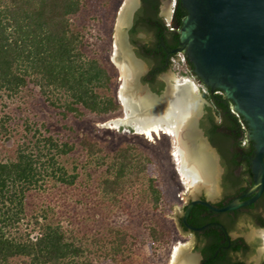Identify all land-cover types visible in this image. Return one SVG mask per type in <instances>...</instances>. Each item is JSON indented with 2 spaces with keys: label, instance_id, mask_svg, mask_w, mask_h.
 Instances as JSON below:
<instances>
[{
  "label": "trees",
  "instance_id": "obj_1",
  "mask_svg": "<svg viewBox=\"0 0 264 264\" xmlns=\"http://www.w3.org/2000/svg\"><path fill=\"white\" fill-rule=\"evenodd\" d=\"M144 2L152 7V11L159 9V0ZM177 5L174 23L181 27L187 11L182 0H178ZM83 8L84 0H0V93H19L32 82L44 94L66 93L71 101L65 108L70 112L78 113L82 107L97 115H107L122 108L114 96L99 93L100 89L112 90L117 72L110 73L98 60L83 61L81 36L74 30L72 21ZM148 20V26L156 21L155 18ZM152 29L146 30L137 24L132 30L134 42H137L139 32L149 33ZM164 29L169 30L168 27ZM172 34L174 41L169 45L175 48L180 43V34ZM158 38L161 41L164 33ZM188 64L196 75L193 63L188 60ZM163 87L162 84L159 90L156 87L155 90L161 92ZM207 88L211 93L205 97L212 103L207 110L240 122L232 113L234 104L226 100V95H215ZM245 124L248 126L247 122ZM218 129L220 126L214 124L212 131L217 133ZM7 130L1 127V131ZM83 144L90 155L101 152L87 139ZM133 149L132 146L120 149L109 165L108 172L112 177L103 181L109 194L125 192L134 184L133 175L138 177L146 171L144 162L139 161L140 157L132 152ZM73 151L74 146L68 143L62 144L52 136L40 135L32 146L19 145L9 158L2 159L0 154V264H103L102 259L111 260L113 264H125L132 261L129 256L133 254L132 246L137 238L123 227L112 225L106 234L97 235L90 241L88 236L79 237L77 231L65 230L59 222L56 223L49 213L51 207L41 216H28L31 193L43 184L51 183L53 188L77 184L78 173L70 174L63 160ZM254 154L252 142L246 155L247 164ZM151 188L147 197L153 208H157L162 191L154 181ZM219 206L224 205L221 203ZM204 208L197 205L193 213L199 215ZM41 217L44 218L42 225ZM27 219L35 224V229L40 227L37 234L21 231ZM200 222L198 226L204 223ZM259 223L264 226L263 219ZM159 225L156 222L148 233L154 242L163 241L168 233ZM206 235L212 237L211 243L202 250L208 259L207 264H244L224 260L223 255L228 252L226 248L217 254L222 246L228 245L227 242L222 245L223 238L219 232L210 228ZM235 244L236 251L243 249ZM130 264H134V260Z\"/></svg>",
  "mask_w": 264,
  "mask_h": 264
},
{
  "label": "rangeland",
  "instance_id": "obj_2",
  "mask_svg": "<svg viewBox=\"0 0 264 264\" xmlns=\"http://www.w3.org/2000/svg\"><path fill=\"white\" fill-rule=\"evenodd\" d=\"M124 2L84 0L82 12L72 20L74 30L81 36L83 61L98 60L110 73L117 72L112 90L100 89L99 93L114 96L122 108L107 115H97L82 107L78 113L70 112L65 108L71 101L66 93L44 94L32 82L16 94L4 91L0 93V131L2 126L8 130L0 132V154L2 159L9 158L19 145L32 146L40 135L52 136L62 144L74 146V151L63 160L70 174L78 173L77 184L54 188L51 183L43 184L31 193L28 216H41L51 207L49 213L56 223L65 230L77 231L79 237L88 236L90 241L106 234L112 225L123 227L137 238L132 246L133 254L129 256L134 264H170L175 248L192 239V234L183 236L180 233L175 218L166 217L175 214L176 206L180 212L184 211L187 193L173 156L177 149L176 138L162 135L152 140L138 133H121L118 129L94 124L125 118L120 97L123 76L112 61L116 23ZM185 72L179 67L177 77L185 83H195L198 86L195 92L205 99L203 88H199L200 81ZM86 139L96 144L101 152L90 155L83 144ZM129 146L134 147L132 152L144 162L146 171L138 177L133 175L134 184L125 192L109 194L103 186V181L112 177L109 165L120 149ZM152 181L162 191L157 208H153L147 197L148 191H152ZM30 219L23 223L21 231L37 234L40 227L35 229ZM43 222L41 217V225ZM156 222L168 232L161 242L148 237ZM130 242L134 243L131 238ZM102 261L113 264L111 260Z\"/></svg>",
  "mask_w": 264,
  "mask_h": 264
},
{
  "label": "water",
  "instance_id": "obj_3",
  "mask_svg": "<svg viewBox=\"0 0 264 264\" xmlns=\"http://www.w3.org/2000/svg\"><path fill=\"white\" fill-rule=\"evenodd\" d=\"M141 1L125 0L114 33L112 61L123 76L120 97L125 118L94 124L100 128H116L121 133L166 128L176 135L187 193L184 211L180 212L176 206L175 214L166 217L175 218L180 233L187 236L191 233L182 231L179 216L184 215V223L193 231L201 232L205 228H194L188 223L197 205L214 211L234 212L254 204L264 190V0H182L187 15L180 27L181 47L175 52L186 51L202 87H209L214 94L225 93L226 100L234 104L233 109L250 127L248 133L244 132L243 144L247 145L249 140L256 147L253 162L256 186L253 190L260 188L258 194L245 202L236 199L222 209L212 204L223 199L219 156L199 128L202 116L212 103L190 88V83L177 77L176 61H188L183 53L174 57V65L163 72L161 77L165 85L161 92L149 87L145 78L150 66L134 58L132 53L136 46L129 43L127 37ZM161 3V8L170 15V3L164 0ZM141 37V41H148L147 36ZM202 197L207 201L199 199ZM231 235L243 237L254 245L247 261L259 264L264 260V231L242 220ZM200 262V252L192 234L190 242L176 249L171 264Z\"/></svg>",
  "mask_w": 264,
  "mask_h": 264
},
{
  "label": "flooded vegetation",
  "instance_id": "obj_4",
  "mask_svg": "<svg viewBox=\"0 0 264 264\" xmlns=\"http://www.w3.org/2000/svg\"><path fill=\"white\" fill-rule=\"evenodd\" d=\"M165 1L170 3V15L169 12H165L164 8H161L162 0H159V9L157 11H152V7L147 3L145 4L144 0H142L134 12L131 27L127 31L128 42L136 46V51L132 53L134 58L150 66V71L145 80L153 91L155 87L159 90L160 85H165V80L161 76L163 72L174 65V57L178 56L179 53H183L186 55L187 60H189L186 51L175 52L181 47L180 43L175 48L170 46L174 41L172 33L177 32L180 34V27L175 26L174 23L178 0ZM146 7H150V9L148 10ZM149 18H155L156 21H153L148 26ZM137 24L138 27H142L146 30L149 29V27H153L154 29L150 30L149 33L144 31L139 32L136 36L137 42H134L132 30ZM165 27H168L169 30H165ZM162 33H164V38L159 41L158 37ZM141 35L147 36L148 41H141ZM232 118L228 115L220 117L217 116L216 112L210 113L206 110L199 122V128L204 138H206L208 143L216 150L222 168L220 185L223 199L220 202L212 203L219 209L226 208L236 199H240L241 202L251 200L260 190V188L253 190L256 186L253 163L255 154L251 157V161L248 164L246 160V155L248 154L252 142L250 141L247 145L243 144L245 138L243 124L241 121L235 122ZM245 122L246 121L243 119V123ZM214 124L220 126L217 133L212 131ZM248 129L250 131L249 126ZM254 148L256 152L255 144ZM199 199L207 201L205 197ZM221 203L224 206L220 207L219 204ZM193 211L194 209L190 214L188 223L194 228L205 227L203 231L196 232L188 228L184 223V215L179 216L178 224L182 231L190 232L195 236L197 249L201 256L200 264H207L208 262L202 250L212 241V237L206 235V232L209 231L210 228L219 232V235L223 238L222 245H225L226 242L228 243L226 247L222 246L221 249L217 251V254H219L220 251L224 250L223 248H226L225 250L228 252L227 255H223L224 260H231L232 263L256 264L254 261H247L249 255L253 253L254 245L249 244L243 237H233L231 232L236 229L238 223L242 220L250 222L257 229L264 231V226H261L259 223L260 219L264 221V190L254 204L240 208L234 212L214 211L207 207H205L203 212L199 215L193 213ZM190 221H192V223ZM199 221H204L203 225L198 226L197 223ZM260 240L261 239H258L257 241L260 242ZM235 243L241 245L243 249L236 251ZM256 244L257 243H255V245ZM260 260L261 259H258V261ZM259 264H264V260L260 261Z\"/></svg>",
  "mask_w": 264,
  "mask_h": 264
},
{
  "label": "bare ground",
  "instance_id": "obj_5",
  "mask_svg": "<svg viewBox=\"0 0 264 264\" xmlns=\"http://www.w3.org/2000/svg\"><path fill=\"white\" fill-rule=\"evenodd\" d=\"M186 84H189V83H186ZM190 85H191L190 88H192L194 91L196 90L195 87L198 88V86H196L195 83L194 84L193 83H190ZM138 134L144 135V136H146V137H148V138H150L152 140L154 139L155 136H159L160 137L162 135H166V136L172 137V138L174 136V138H176V135L171 130L166 129V128H157V129H154V130H151V131H148V132H143V133H138ZM176 140H177V138H176ZM174 154L175 155H173V156L175 157L176 162H178L179 172H180V174L182 176L181 180L183 181V184L185 186H187L186 181H185V179L183 177V174H182V171H181L179 151H178V143H177V149L174 150ZM177 248H178V246L175 248V251H176ZM175 251L173 252V256H174ZM173 256H172V259H173ZM172 259H171L170 264L172 263Z\"/></svg>",
  "mask_w": 264,
  "mask_h": 264
},
{
  "label": "built area",
  "instance_id": "obj_6",
  "mask_svg": "<svg viewBox=\"0 0 264 264\" xmlns=\"http://www.w3.org/2000/svg\"><path fill=\"white\" fill-rule=\"evenodd\" d=\"M176 65H178V68L182 67L185 71H187L185 73L190 72L194 78H197L195 75H193L192 71L190 70L188 61H176ZM199 88H203L204 95H205V93H211L210 90L207 87H202L201 84H200ZM215 95L224 96L225 94H224V92H215ZM232 111L234 112L236 118L239 119L242 122V120L239 117L238 113L234 109H232ZM242 124H243V131L248 133L249 129L245 126V124L243 122H242Z\"/></svg>",
  "mask_w": 264,
  "mask_h": 264
},
{
  "label": "clouds",
  "instance_id": "obj_7",
  "mask_svg": "<svg viewBox=\"0 0 264 264\" xmlns=\"http://www.w3.org/2000/svg\"><path fill=\"white\" fill-rule=\"evenodd\" d=\"M193 73V72H192ZM194 75V74H193ZM196 76V75H195ZM197 77V76H196ZM198 79V78H197ZM199 80V79H198ZM200 81V80H199Z\"/></svg>",
  "mask_w": 264,
  "mask_h": 264
}]
</instances>
